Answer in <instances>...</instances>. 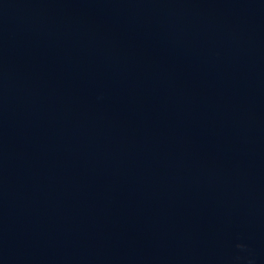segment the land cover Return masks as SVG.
Returning a JSON list of instances; mask_svg holds the SVG:
<instances>
[{"label": "water", "instance_id": "water-1", "mask_svg": "<svg viewBox=\"0 0 264 264\" xmlns=\"http://www.w3.org/2000/svg\"><path fill=\"white\" fill-rule=\"evenodd\" d=\"M0 264H264V0H0Z\"/></svg>", "mask_w": 264, "mask_h": 264}, {"label": "clouds", "instance_id": "clouds-1", "mask_svg": "<svg viewBox=\"0 0 264 264\" xmlns=\"http://www.w3.org/2000/svg\"><path fill=\"white\" fill-rule=\"evenodd\" d=\"M241 247H242V245H241Z\"/></svg>", "mask_w": 264, "mask_h": 264}]
</instances>
